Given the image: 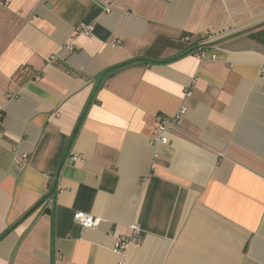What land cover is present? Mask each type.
<instances>
[{
    "label": "crops",
    "instance_id": "crops-1",
    "mask_svg": "<svg viewBox=\"0 0 264 264\" xmlns=\"http://www.w3.org/2000/svg\"><path fill=\"white\" fill-rule=\"evenodd\" d=\"M262 32L264 0H0V264H117L131 226L126 264H264Z\"/></svg>",
    "mask_w": 264,
    "mask_h": 264
},
{
    "label": "built area",
    "instance_id": "built-area-1",
    "mask_svg": "<svg viewBox=\"0 0 264 264\" xmlns=\"http://www.w3.org/2000/svg\"><path fill=\"white\" fill-rule=\"evenodd\" d=\"M109 11H110V5L106 1L105 12H109ZM92 31H93V25L81 24L76 29L77 34H81L84 36H90L92 34ZM185 40L188 41V38H185ZM66 48L70 51L73 48V46L70 43L66 45ZM195 55L200 59H204L208 56V50L197 49L195 51ZM210 57L211 59H213L214 55H211ZM260 73L264 75V67L261 69ZM185 94L190 95V90H186ZM8 97L11 98V96ZM185 112L186 109L182 107L173 117H165V116L158 117L157 125L155 127V133L152 138V143L167 144L169 142L167 134L173 128H175L176 125H178V122L181 120ZM70 159L77 161L79 160V157L73 155ZM73 220L83 228H96L99 224L98 218L79 212L75 213ZM131 229H132V235L129 237H125L123 235H116L114 237V244L112 251L121 258L117 264H126L124 261L126 251L128 250L129 247L137 246L139 244L138 228L136 226H131Z\"/></svg>",
    "mask_w": 264,
    "mask_h": 264
},
{
    "label": "trees",
    "instance_id": "trees-1",
    "mask_svg": "<svg viewBox=\"0 0 264 264\" xmlns=\"http://www.w3.org/2000/svg\"><path fill=\"white\" fill-rule=\"evenodd\" d=\"M262 34H263V37H264V33L262 32ZM263 42H264V40H263Z\"/></svg>",
    "mask_w": 264,
    "mask_h": 264
}]
</instances>
